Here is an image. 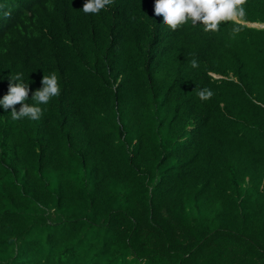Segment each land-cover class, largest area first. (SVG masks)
I'll use <instances>...</instances> for the list:
<instances>
[{
	"label": "trees",
	"instance_id": "1",
	"mask_svg": "<svg viewBox=\"0 0 264 264\" xmlns=\"http://www.w3.org/2000/svg\"><path fill=\"white\" fill-rule=\"evenodd\" d=\"M84 2L0 0V98L61 89L0 106V264H264V0L215 32Z\"/></svg>",
	"mask_w": 264,
	"mask_h": 264
},
{
	"label": "clouds",
	"instance_id": "2",
	"mask_svg": "<svg viewBox=\"0 0 264 264\" xmlns=\"http://www.w3.org/2000/svg\"><path fill=\"white\" fill-rule=\"evenodd\" d=\"M112 3L113 0H85L81 11L84 14H98ZM246 3L247 0H155L154 14L161 16L163 25L172 31H176L190 21L194 27L202 25L204 32H215L219 30L221 23L233 22L235 24L242 19L246 14L244 7ZM10 14V11L3 13L6 17ZM239 32L240 27L234 26L232 35L235 36ZM189 63L193 68L199 67L195 57ZM8 79V90L0 98V106L5 111L11 109V118L14 121L23 118L39 120L43 115V110L39 105L47 104L53 97L60 95L61 89L55 72L43 75L42 87L32 92V104L25 102L29 98L30 89L24 82L23 73L11 74ZM196 95L201 101H206L214 93L208 88H202L196 90ZM17 105H20L19 110H17Z\"/></svg>",
	"mask_w": 264,
	"mask_h": 264
},
{
	"label": "rangeland",
	"instance_id": "3",
	"mask_svg": "<svg viewBox=\"0 0 264 264\" xmlns=\"http://www.w3.org/2000/svg\"><path fill=\"white\" fill-rule=\"evenodd\" d=\"M250 24H252V25H256V26H264V24H261V23H250Z\"/></svg>",
	"mask_w": 264,
	"mask_h": 264
},
{
	"label": "water",
	"instance_id": "4",
	"mask_svg": "<svg viewBox=\"0 0 264 264\" xmlns=\"http://www.w3.org/2000/svg\"><path fill=\"white\" fill-rule=\"evenodd\" d=\"M254 23H257V22H254ZM250 24V23H249ZM263 24V23H262ZM250 25H252V24H250ZM253 26H256V25H253ZM260 27H264V26H260Z\"/></svg>",
	"mask_w": 264,
	"mask_h": 264
}]
</instances>
